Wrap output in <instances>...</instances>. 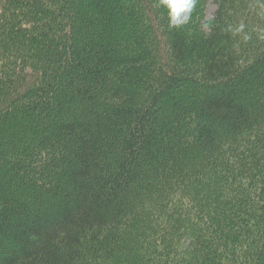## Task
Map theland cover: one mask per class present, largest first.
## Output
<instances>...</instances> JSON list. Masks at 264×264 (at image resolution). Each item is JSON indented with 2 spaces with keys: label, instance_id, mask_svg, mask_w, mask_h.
Masks as SVG:
<instances>
[{
  "label": "trees",
  "instance_id": "16d2710c",
  "mask_svg": "<svg viewBox=\"0 0 264 264\" xmlns=\"http://www.w3.org/2000/svg\"><path fill=\"white\" fill-rule=\"evenodd\" d=\"M0 264H264V0H0Z\"/></svg>",
  "mask_w": 264,
  "mask_h": 264
},
{
  "label": "clouds",
  "instance_id": "9594fccd",
  "mask_svg": "<svg viewBox=\"0 0 264 264\" xmlns=\"http://www.w3.org/2000/svg\"><path fill=\"white\" fill-rule=\"evenodd\" d=\"M159 3L168 11L169 27L179 29L190 22L197 0H159ZM242 29L243 25L238 31Z\"/></svg>",
  "mask_w": 264,
  "mask_h": 264
},
{
  "label": "rangeland",
  "instance_id": "374dc122",
  "mask_svg": "<svg viewBox=\"0 0 264 264\" xmlns=\"http://www.w3.org/2000/svg\"><path fill=\"white\" fill-rule=\"evenodd\" d=\"M215 11H216L215 5H213V4L208 5V8H207V19H210L211 17H213Z\"/></svg>",
  "mask_w": 264,
  "mask_h": 264
}]
</instances>
